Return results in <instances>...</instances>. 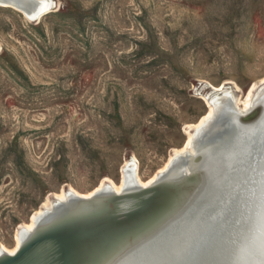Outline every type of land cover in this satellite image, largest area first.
Here are the masks:
<instances>
[{
	"label": "rangeland",
	"instance_id": "1",
	"mask_svg": "<svg viewBox=\"0 0 264 264\" xmlns=\"http://www.w3.org/2000/svg\"><path fill=\"white\" fill-rule=\"evenodd\" d=\"M52 1L33 21L0 5V244L10 247L62 189L120 184L127 160L153 176L207 112L213 86L244 96L264 78V0ZM196 192L175 193L179 211ZM244 235L227 264H247ZM124 239L97 264L137 241Z\"/></svg>",
	"mask_w": 264,
	"mask_h": 264
},
{
	"label": "bare ground",
	"instance_id": "2",
	"mask_svg": "<svg viewBox=\"0 0 264 264\" xmlns=\"http://www.w3.org/2000/svg\"><path fill=\"white\" fill-rule=\"evenodd\" d=\"M0 5H12L33 21L50 12L54 2L0 0ZM226 84L213 86L214 92L204 98L208 105L207 112L197 122L186 127L188 136L183 145L174 148L169 160L153 176L144 180L138 172L137 162L127 160L121 169L120 184L106 177L89 192H81L69 186L55 193L53 199L48 196L43 205L30 216L29 221L18 229L15 244L11 247L0 244V259L14 254L22 245L46 232L73 230L76 234L67 257L68 264H97L103 258L110 260L113 257V244L123 238L124 241H130V244L137 241L130 246L129 252L124 249V253L113 258L109 264H139L141 258L156 248L157 254L150 260V264H165L164 254L169 248L165 245L172 243L188 227H194L202 221L206 217V209L216 204L219 195L235 194L238 200H242L244 208L234 220L235 225H230H237L236 234L239 232L243 236L246 233L247 238L250 237L244 255L247 256L246 263L264 264L263 185L257 191L260 203L256 208L260 215L257 221L252 220V223L257 224L255 232L249 218V203H252L255 189L264 177V166H258L260 161L264 163V78L252 83L244 96L236 93L243 92L238 85L234 90L226 87ZM254 135L258 137L257 142ZM234 137L238 143L227 145L226 141ZM253 143L256 146L250 149ZM227 148L230 149L229 154H225ZM230 171L232 175L225 178ZM244 172L248 173V177L243 178V181L240 176ZM238 177L242 180H237ZM235 180L243 183L231 192L229 185ZM190 185L197 192L186 203L193 205L189 204V208L179 211L184 204H175L174 195ZM153 188L157 192L149 203L154 205L143 210L146 204H141L148 197L143 195ZM124 194L133 198L118 199ZM131 210L140 212L133 217L125 231H102L103 227L118 221L113 219ZM173 215L174 218L167 222L169 216ZM185 222L187 228L179 229ZM167 238L170 240L166 244L163 241ZM253 246H256L254 254ZM52 247V242H43L22 264H52L51 259L47 258ZM229 253L233 254L232 251ZM256 255L260 263L256 260ZM230 257L225 263L231 260Z\"/></svg>",
	"mask_w": 264,
	"mask_h": 264
},
{
	"label": "water",
	"instance_id": "3",
	"mask_svg": "<svg viewBox=\"0 0 264 264\" xmlns=\"http://www.w3.org/2000/svg\"><path fill=\"white\" fill-rule=\"evenodd\" d=\"M255 135V142H257L258 137ZM226 143L227 145H229V143L237 144L238 141L236 140V137H234L232 140H227ZM255 146L256 144L253 143L250 149L255 148ZM229 151L230 149L227 148L225 154H229ZM258 166L263 167L264 163L260 161ZM231 175L230 171L225 178ZM262 185L264 186V177L260 179L259 184L255 189L256 192L252 203H249L251 206L249 209V218H251V223L252 220L257 221L256 219H258V216L260 215L257 213L256 208L260 203L257 191L262 188ZM156 192L157 189L153 188L149 192L145 193L143 196L147 195L148 197L145 198L141 205L144 206L145 204L151 202L154 199ZM124 198H133V196L131 197L124 194L118 197V199ZM164 198L165 194H163V199ZM217 199L218 201L216 204L206 209V213L204 214L206 217L203 218V216L202 221L200 220L199 223L196 222L197 225H194V227H188L187 231H183L182 233L178 232L180 233L179 237H177V239H175L172 243L165 245L169 246L168 252L164 254L165 259L163 261H165V264H225V260L231 256L229 251L235 253L234 249L241 243V239L244 240L246 237L245 235L241 236V233L239 232L236 234L237 225L233 226L232 224L235 225L234 220L238 218V214L244 206L242 204V200H238V197H236L235 194H230L229 196L219 195ZM236 200H238V203ZM139 212V210H131V212H127L123 216L117 217L113 220H118L116 221V224H123L126 220L137 216ZM230 223L232 224L230 225ZM256 225L255 222L252 223V226L254 227L253 232H255ZM183 228H187L186 222L181 225L179 229L182 230ZM75 234L76 233L73 230H53L46 232L22 245L14 254L0 259V264H22V262L33 253L35 248L43 242L53 243V247L47 256V258L51 259L52 264H68L67 257L70 253L71 244L73 243ZM175 236L177 235L175 234ZM169 240L170 238H167L163 242L167 244ZM252 248L255 249L253 250V254L256 253V246H253ZM156 249L152 252H148L145 257L139 260L138 263L150 264L154 256L157 254L155 253ZM257 259L258 255H256V260Z\"/></svg>",
	"mask_w": 264,
	"mask_h": 264
}]
</instances>
